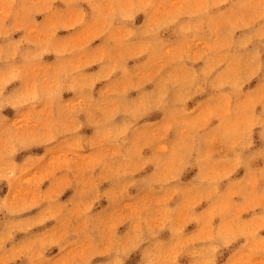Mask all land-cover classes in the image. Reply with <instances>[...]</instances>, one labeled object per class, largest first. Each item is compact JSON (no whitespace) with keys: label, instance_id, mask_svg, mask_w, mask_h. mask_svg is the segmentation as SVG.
Instances as JSON below:
<instances>
[{"label":"rangeland","instance_id":"obj_1","mask_svg":"<svg viewBox=\"0 0 264 264\" xmlns=\"http://www.w3.org/2000/svg\"><path fill=\"white\" fill-rule=\"evenodd\" d=\"M0 264H264V0H0Z\"/></svg>","mask_w":264,"mask_h":264}]
</instances>
